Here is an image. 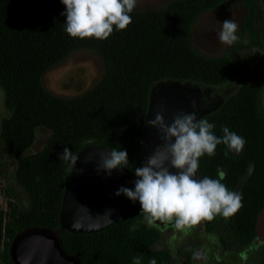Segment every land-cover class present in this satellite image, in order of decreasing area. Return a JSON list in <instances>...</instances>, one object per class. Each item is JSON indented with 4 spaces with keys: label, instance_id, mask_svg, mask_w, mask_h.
<instances>
[{
    "label": "trees",
    "instance_id": "16d2710c",
    "mask_svg": "<svg viewBox=\"0 0 264 264\" xmlns=\"http://www.w3.org/2000/svg\"><path fill=\"white\" fill-rule=\"evenodd\" d=\"M222 1L187 0L184 4L146 14L133 10L132 23L125 30L114 28L108 39L97 40L73 38L66 33V17L61 15L66 9L61 0H0V89L5 103H12L9 119L0 132L1 153L8 158L15 155L6 132L16 119L23 124L29 121L46 124L37 105L30 101L33 84L36 87L45 72L71 52L86 48L96 53L104 66L102 92L92 104L85 101L78 113H63L55 117L53 123L69 130L74 155L91 144L126 150L129 163L120 169L123 187L134 190L135 169L143 165V129L152 87L169 81L215 86L239 76L218 72L217 61L199 54L190 43V29L199 11ZM239 1L249 15L248 21L242 24L246 39L239 43L238 49L258 48L261 37L255 27L256 7L252 0ZM263 90L264 72L259 74L254 89L243 87L222 108L202 118L215 124L217 136L222 135L221 126H227L246 140L237 156L229 153L225 145H218L215 155L205 154L199 159L197 170V179H219L217 170H222L226 175L221 182L230 191L243 181L239 192L242 206L227 217L232 238L238 244L249 243L254 238L258 216L264 210V119L257 108ZM16 93L21 97L10 100ZM71 168L72 163L60 177L59 192L53 190L55 183H47L49 177L45 179L32 171V175L23 178L18 175L21 179L18 182L26 192L30 196L38 194L39 198L31 196L32 205L23 210L21 220L5 227L7 241L0 255L2 264H11L10 245L23 232L54 234L59 231L63 177ZM31 183L34 193L29 188ZM52 203L56 204L54 211L46 213L42 205ZM2 218L0 213V237ZM211 222L214 223V218ZM158 239V231L145 222L139 202L124 196L121 214L111 226L87 234L62 231L59 242L63 252L79 264H133L136 256L140 264H151L153 260L155 264H170L167 252L153 250Z\"/></svg>",
    "mask_w": 264,
    "mask_h": 264
},
{
    "label": "rangeland",
    "instance_id": "374dc122",
    "mask_svg": "<svg viewBox=\"0 0 264 264\" xmlns=\"http://www.w3.org/2000/svg\"><path fill=\"white\" fill-rule=\"evenodd\" d=\"M186 1L136 0L134 11L146 14L184 4ZM252 1L256 7L255 27L261 37V46L258 48L238 49L239 43L246 39L242 24L248 21L249 15L239 0H223L218 5L202 9L190 29L191 45L199 54L217 61L218 72L239 74L220 85L202 84L226 98L222 107L239 94L243 87L247 90L254 89L259 74L264 72V0ZM230 19L238 24L236 34L239 40L232 45L222 44L218 38L221 24ZM104 76V66L96 53L86 48L71 52L65 60L45 72L37 86L33 84L29 92L30 101L37 105L46 124L37 121L23 124L16 119L8 126L6 138L15 155L11 158L4 156L0 147V213L3 217L0 255L7 241L5 227L10 222L15 224L21 220L23 210H28L32 205L31 196L39 198L38 194L31 193L30 196L18 179L21 181L20 178L25 175H32V171L45 179L49 177L47 183H55L53 190L60 191L59 179L65 175L71 164V161L61 160L60 157L65 147L71 151L73 138H70L67 128L57 126L53 119L66 112L78 113L79 107H83L85 101L92 104L97 94L102 92ZM19 97L21 96L16 93L10 100L15 101ZM80 99L82 101H78ZM11 106V101L5 103L3 91L0 89V132L5 121L9 119ZM257 106L264 119V90L258 97ZM229 153L237 156L241 151L229 150ZM66 177H63L64 187ZM242 185L243 181L234 192L239 193ZM30 186L33 191V184ZM55 206L54 203L42 205V209L49 213L54 211ZM213 218L214 223L211 222ZM213 218H204L195 225L185 227H177L175 220L170 225L156 227L159 239L153 250L167 252L170 264H264V210L258 216L254 238L246 244L234 242L227 217L216 214Z\"/></svg>",
    "mask_w": 264,
    "mask_h": 264
},
{
    "label": "clouds",
    "instance_id": "9594fccd",
    "mask_svg": "<svg viewBox=\"0 0 264 264\" xmlns=\"http://www.w3.org/2000/svg\"><path fill=\"white\" fill-rule=\"evenodd\" d=\"M66 11L65 31L73 38L106 40L113 30L123 31L131 23L136 0H61ZM221 24V23H220ZM218 34L222 44L232 45L239 40L236 34L238 24L225 20ZM148 126L157 129L161 144L148 156L146 162L135 169L134 190L120 187L114 195H124L133 202H139L149 226L157 220H175L177 227L197 224L201 219L211 220L214 215L229 217L242 206V195L230 191L221 181L226 173L218 169L219 179L204 177L196 179L199 159L207 154L215 155L218 145H225L230 151L243 150L246 140L221 126V136L214 132L215 124L207 119L197 120L195 113H180L166 123L157 113ZM92 143V141H88ZM227 155V152L225 153ZM61 160L76 165L78 157L67 147ZM126 150H111L102 155L97 172L111 175L113 169L123 170L128 165ZM171 169H175L173 172ZM112 215V210H107ZM77 228L78 225H73ZM133 264H140L139 256ZM155 264V260L151 262Z\"/></svg>",
    "mask_w": 264,
    "mask_h": 264
},
{
    "label": "water",
    "instance_id": "95a60500",
    "mask_svg": "<svg viewBox=\"0 0 264 264\" xmlns=\"http://www.w3.org/2000/svg\"><path fill=\"white\" fill-rule=\"evenodd\" d=\"M155 90H158L156 96ZM202 95L203 91L198 86L178 81L159 82L152 87L143 129V164L161 144L159 132L148 126L146 121L153 120L157 113L162 114L168 124L180 113L194 112L197 120L202 119L219 108L199 109L198 99ZM110 151L105 145L91 144L78 152L77 163L72 164L65 179L58 216L59 231L54 234L47 231H31L17 236L9 248L12 264H76L73 258L63 252L59 242L60 233H95L118 220L124 195L116 197L114 193L123 187L121 170L113 169L111 175L97 172L101 156ZM195 178L197 179V173ZM107 210H112L111 216L106 214ZM73 225L78 227L74 228Z\"/></svg>",
    "mask_w": 264,
    "mask_h": 264
},
{
    "label": "flooded vegetation",
    "instance_id": "af4514ba",
    "mask_svg": "<svg viewBox=\"0 0 264 264\" xmlns=\"http://www.w3.org/2000/svg\"><path fill=\"white\" fill-rule=\"evenodd\" d=\"M191 85H193V84H191ZM194 86H198V85H194ZM198 87L201 88V91H203V95L201 96V98L198 99V108L199 109H201V110H203V109H213V108H216V107H219L218 109H220L222 107L223 103L226 100V98L223 95H218L210 87H203V86H198ZM157 92H158V90H155V92H154L155 96L157 95ZM169 221L170 220H157L152 225V227L156 228V227H159V226H162V225H170V224H172L174 219L171 220L170 222ZM28 232H31V231H28ZM28 232H23L22 234H25V233H28ZM22 234H20V235H22ZM75 261H76V264H79L77 262V260H75Z\"/></svg>",
    "mask_w": 264,
    "mask_h": 264
}]
</instances>
